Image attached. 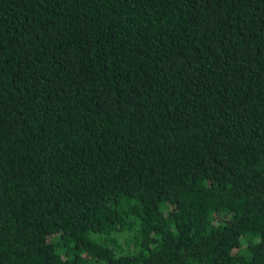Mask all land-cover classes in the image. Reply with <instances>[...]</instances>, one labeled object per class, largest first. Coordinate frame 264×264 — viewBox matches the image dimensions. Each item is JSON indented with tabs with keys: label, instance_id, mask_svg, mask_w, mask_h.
I'll return each instance as SVG.
<instances>
[{
	"label": "trees",
	"instance_id": "16d2710c",
	"mask_svg": "<svg viewBox=\"0 0 264 264\" xmlns=\"http://www.w3.org/2000/svg\"><path fill=\"white\" fill-rule=\"evenodd\" d=\"M0 264H264V0H0Z\"/></svg>",
	"mask_w": 264,
	"mask_h": 264
}]
</instances>
